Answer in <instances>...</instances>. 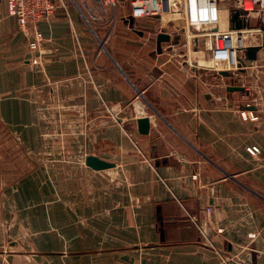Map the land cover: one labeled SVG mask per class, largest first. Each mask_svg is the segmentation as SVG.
Wrapping results in <instances>:
<instances>
[{
    "label": "crops",
    "instance_id": "0c3cea01",
    "mask_svg": "<svg viewBox=\"0 0 264 264\" xmlns=\"http://www.w3.org/2000/svg\"><path fill=\"white\" fill-rule=\"evenodd\" d=\"M74 1L34 49L0 2V264H264V28L195 68L167 15Z\"/></svg>",
    "mask_w": 264,
    "mask_h": 264
},
{
    "label": "built area",
    "instance_id": "2783aa9c",
    "mask_svg": "<svg viewBox=\"0 0 264 264\" xmlns=\"http://www.w3.org/2000/svg\"><path fill=\"white\" fill-rule=\"evenodd\" d=\"M61 1L62 0H0V2L6 3L11 13L16 15L22 29L27 31L33 30L34 39L30 43L33 49L39 46V41L42 39V33L35 29V27L41 19L50 15L54 9L60 5ZM175 1H172L173 4ZM222 1L226 0H177L176 7H178V9L176 12L183 20L186 29H193L200 32L212 26L215 29V33L225 36L224 38H226L230 33H233L234 30L222 31L219 28V20L221 16L223 17L221 7ZM233 2L235 8L244 13L248 14L260 9L264 14V0H234ZM131 4V15L134 18L159 16L164 12L162 5L163 0H132ZM242 16L246 18L245 14ZM189 41L188 39V42ZM242 116L244 118L248 116L257 118L253 113L246 115L245 112H242Z\"/></svg>",
    "mask_w": 264,
    "mask_h": 264
},
{
    "label": "rangeland",
    "instance_id": "374dc122",
    "mask_svg": "<svg viewBox=\"0 0 264 264\" xmlns=\"http://www.w3.org/2000/svg\"><path fill=\"white\" fill-rule=\"evenodd\" d=\"M68 3L75 4L76 1L74 0H64ZM132 0H93L92 5L95 7H98L100 9L105 8L106 6L111 8H116L117 6H120L122 3L123 4H129L131 6L132 10ZM175 0H163V14L159 16H165L167 15L168 17L171 18V21L173 22L174 25V31L175 33V39L181 41L180 46H175L172 45L171 48V53L173 50V55L175 54L176 57L174 59L177 62H181L185 60L186 62H189L191 66L198 68L203 65H213V66H225V65H230L229 60H232L235 58V55H239L242 50L239 51L235 47L234 41L230 40L229 37L224 38L225 36H221L218 33L214 32V28L212 26L207 27L205 31H195L193 29H189V31L184 27L183 20L179 16V14L176 12L178 7H176V1L173 4ZM179 1V0H178ZM234 0H226L222 1V12L224 13V18L226 15H228V9L226 10L223 7H235L234 5ZM78 4V3H77ZM79 4L82 6L83 3L79 1ZM78 4V5H79ZM84 6V5H83ZM233 11V10H232ZM231 11V12H232ZM231 13H229L230 16ZM246 15L245 19H248L250 23L252 20H250V14L251 13H243ZM256 23H262V22H256ZM253 25V24H251ZM254 26H260L255 24ZM186 29V30H185ZM191 31V32H190ZM243 33H246L244 30ZM172 35V34H171ZM189 36V37H188ZM173 37V35H172ZM193 37V38H192ZM188 39L190 40L188 42ZM178 42V41H177ZM175 44V43H174ZM239 46L244 47V45ZM238 51V52H237ZM249 117V116H248ZM84 127H82L83 129ZM13 177L18 178L21 177V175L16 174L13 175ZM222 230V229H220Z\"/></svg>",
    "mask_w": 264,
    "mask_h": 264
},
{
    "label": "water",
    "instance_id": "95a60500",
    "mask_svg": "<svg viewBox=\"0 0 264 264\" xmlns=\"http://www.w3.org/2000/svg\"><path fill=\"white\" fill-rule=\"evenodd\" d=\"M243 11L241 10H233L230 14L229 17V22L231 23L230 27L232 28V30L234 31H242V30H252L255 28H260L263 29L264 26L260 25V26H254L251 25L250 21L248 19H241L242 15H243ZM128 22L131 26H133L134 24V17H131L128 19ZM221 27L222 31H225V22L223 21V18L221 16L220 20H219V28ZM172 38L171 34L165 32V31H161L160 33H158L157 35V49L159 52L162 51V42L164 41H170ZM238 40L234 41L235 47L239 50H242L245 52V55L247 57V59H249L250 61L255 60L257 58V51L260 49L261 45H251V46H246V47H241L238 44ZM242 67V65H240V68ZM220 73L222 75H230V72L228 70H221ZM233 89H242V86H234L232 87ZM149 120L147 118L141 119L139 121V129L141 132H147L149 130ZM86 164L96 170H101V169H105V168H110L113 167L115 164L113 162L104 160L98 156L95 155H89L86 158Z\"/></svg>",
    "mask_w": 264,
    "mask_h": 264
},
{
    "label": "bare ground",
    "instance_id": "6f19581e",
    "mask_svg": "<svg viewBox=\"0 0 264 264\" xmlns=\"http://www.w3.org/2000/svg\"><path fill=\"white\" fill-rule=\"evenodd\" d=\"M163 6H164V5H163ZM188 31H189V29H188ZM190 32H191V31H190ZM238 32H239V31H236V32L234 31V32H233V40H234V41H237V40H238V42H239V35H238ZM241 32H242V31H241ZM241 36H242L241 39H243V40H246V38H248V36H247L246 34H244V35L241 34Z\"/></svg>",
    "mask_w": 264,
    "mask_h": 264
}]
</instances>
